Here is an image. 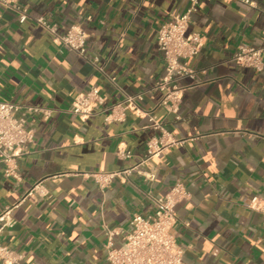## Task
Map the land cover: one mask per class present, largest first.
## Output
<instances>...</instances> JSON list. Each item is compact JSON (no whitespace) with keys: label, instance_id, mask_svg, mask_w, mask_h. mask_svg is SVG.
Here are the masks:
<instances>
[{"label":"crops","instance_id":"crops-1","mask_svg":"<svg viewBox=\"0 0 264 264\" xmlns=\"http://www.w3.org/2000/svg\"><path fill=\"white\" fill-rule=\"evenodd\" d=\"M251 1L199 0L188 32L201 33L203 44L189 61L195 80L181 81L190 87L178 114L160 105L158 29L191 0H20L29 11L24 23L0 4V101L19 104L34 130L16 157L17 178L5 175L0 154V212L13 207L14 220L0 242L21 256L12 264H109V240L123 244L133 214L152 213L150 196L177 181L189 193L172 228L185 264H264L263 216L250 206L264 205V70L233 60L240 44L264 45V0ZM40 17L60 34L79 24L86 55L56 45ZM93 86L105 103L80 119L71 104ZM142 92L136 110L106 119L110 105ZM148 115L183 142L143 162L147 142L160 135ZM135 166L103 189L86 175Z\"/></svg>","mask_w":264,"mask_h":264},{"label":"built area","instance_id":"built-area-1","mask_svg":"<svg viewBox=\"0 0 264 264\" xmlns=\"http://www.w3.org/2000/svg\"><path fill=\"white\" fill-rule=\"evenodd\" d=\"M238 1L254 5L251 0ZM0 4L17 12L20 23L26 22L29 18V11L20 4V0H0ZM198 4L199 0H191L184 12L176 14L170 22L161 24L158 29V46L164 56L166 72L156 88L164 92L160 105L173 114H178L184 92L190 87V85L182 84L181 81L185 78L195 80L197 74V70L190 66L189 61L200 53L203 35L199 32L189 33L188 27L191 15L197 10ZM37 21L52 33L56 45L80 55H86V34L79 24L72 25L60 34L56 27L44 18H37ZM233 60L242 67L264 70V45L255 47L240 44L233 54ZM93 62L96 64L97 58ZM107 78L115 87L122 90L115 77L107 76ZM144 94L145 92L134 95L125 94L123 100L107 108L106 119L121 120L127 110H136L134 105L137 101L143 100ZM105 100L100 88L93 86L74 97L70 112L80 119H87L93 114L94 108L104 104ZM20 109L21 106L15 102L0 101V154L5 163V175L14 178L18 177L16 157L23 154L27 145L34 140V130L27 126L24 116L18 115ZM27 111L49 113L48 110L38 107H28ZM148 116L149 126L158 130L160 135L147 142L146 157L143 162H148L170 146L183 142L175 139L155 116ZM118 155L129 158L131 152L119 150ZM133 170H137V166L111 172L92 171L86 175L103 189L115 179L126 180ZM146 177L152 179L154 174L149 173ZM38 186L39 184L30 190L27 196H32ZM188 195L186 185L182 181H177L164 196H150L154 205L153 212L148 215L133 214L124 242L120 246H114L112 240H109L107 244L109 264H185L184 250L177 243L172 228L177 222L175 207ZM254 202L255 199L250 206L262 213L264 223V205ZM12 209L13 207L7 206L0 212V237L14 224ZM0 258L5 263L12 264L21 256L0 242Z\"/></svg>","mask_w":264,"mask_h":264}]
</instances>
